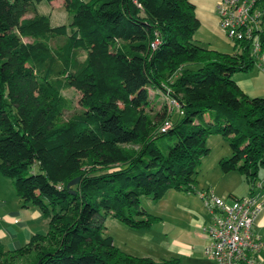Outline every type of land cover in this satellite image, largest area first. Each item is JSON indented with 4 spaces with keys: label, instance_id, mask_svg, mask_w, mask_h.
<instances>
[{
    "label": "trees",
    "instance_id": "1",
    "mask_svg": "<svg viewBox=\"0 0 264 264\" xmlns=\"http://www.w3.org/2000/svg\"><path fill=\"white\" fill-rule=\"evenodd\" d=\"M33 1L0 0V175L47 230L16 249L0 242V264H177L121 251L103 220L148 229L158 217L140 196L195 193L208 135L229 147L222 172L240 174L246 194L263 189L264 97L232 78L253 66L248 43L235 41L232 53L201 45L189 0H63L70 20L55 26L24 17ZM67 88L80 109L62 119ZM157 94L181 111L164 131L150 113Z\"/></svg>",
    "mask_w": 264,
    "mask_h": 264
},
{
    "label": "rangeland",
    "instance_id": "2",
    "mask_svg": "<svg viewBox=\"0 0 264 264\" xmlns=\"http://www.w3.org/2000/svg\"><path fill=\"white\" fill-rule=\"evenodd\" d=\"M35 13L48 16L51 26L66 25L70 20V14L64 8L63 0H54L52 2L45 0L33 1L25 12L24 17H31ZM223 35L228 44H230L231 40L224 33ZM194 37H196V34ZM64 39L65 35L57 36L50 44L54 47L61 44ZM23 40L26 41L27 39ZM223 51L233 52L228 45ZM61 94L71 102L70 109L64 110L61 115L62 119H65L72 112L80 109L77 102L79 94L72 88L63 90ZM153 94L154 92L152 91L150 96ZM166 102L167 100L161 94H157L156 100H151L150 113L155 120L164 121L168 119L170 123H174L181 118V115L174 105ZM167 106H170L171 110L167 111ZM205 144L209 151L207 155L201 157L195 169V193L186 194L178 190L168 189L157 200H152L150 196H140V206L149 214L158 217L148 229H140L137 232L114 218L108 216L104 218V233L113 238V244L116 247L125 253L135 256H142L148 252L147 254L151 255L153 260L175 257L178 258L177 264H214L203 254L201 249L195 247L201 246V242L204 239L201 236H204V234L201 232L199 225L194 224L192 216L196 215L198 218L203 216L205 220L209 217V211L204 206L198 192L211 190L215 195L220 194L222 199L230 202L232 196L246 193L247 183L237 172L225 173L219 169L217 164L219 158L226 157L230 153L224 138L219 135H208ZM28 171L30 173L37 170L33 165ZM4 180L7 182L8 188L13 190L11 180L6 177ZM140 233H142V237L139 236ZM171 241L175 243L176 249L174 248L172 253L171 251L170 253L164 252L163 249Z\"/></svg>",
    "mask_w": 264,
    "mask_h": 264
},
{
    "label": "built area",
    "instance_id": "3",
    "mask_svg": "<svg viewBox=\"0 0 264 264\" xmlns=\"http://www.w3.org/2000/svg\"><path fill=\"white\" fill-rule=\"evenodd\" d=\"M218 26L234 44L248 43L254 64L264 70V0H217L215 4ZM157 43H150L153 48ZM167 99V98H166ZM174 105L176 102L167 99ZM170 122L164 120L160 131ZM204 206L210 211L209 222L202 227L207 237L203 254L215 264H262L261 241L252 232L255 218L264 206V190L256 183L254 191L230 202L217 197L211 190L198 192Z\"/></svg>",
    "mask_w": 264,
    "mask_h": 264
},
{
    "label": "crops",
    "instance_id": "4",
    "mask_svg": "<svg viewBox=\"0 0 264 264\" xmlns=\"http://www.w3.org/2000/svg\"><path fill=\"white\" fill-rule=\"evenodd\" d=\"M52 1L54 0H51L50 2ZM189 1L194 6V14L199 22V26L193 35L194 37L196 34L194 39L209 49L226 52L223 50L225 47L227 48L228 45L234 51V44L232 42L228 44L218 26L217 16L215 14L214 8L217 0ZM232 78L236 82L239 89L249 97H264V70L254 63L253 66L245 72L233 73ZM148 92L150 95L152 90H148ZM166 109L167 111L171 110V107L167 106ZM4 178L5 176L0 175V242L6 249L12 250L25 244L32 234L45 233L47 230V219L41 215L35 206L30 204L23 205L22 201L15 195L14 189L10 190L8 188L7 182L4 180ZM185 193L188 194L191 192ZM245 194L232 196V198L241 197ZM216 195L220 198L222 197L220 194ZM208 214L209 217L206 220L203 216L199 218L196 217V215L192 216L194 224L197 226L199 225L201 232L204 234V236H201L204 237L201 242V246H195L201 250L207 241V237L203 232L202 227L210 220V211ZM136 231L138 232L140 229ZM252 232L257 235L261 241L260 257L262 264H264V206L253 222ZM139 236L142 237V233H140ZM112 241L114 242L113 238ZM174 248L176 249V245L171 241V243L163 250L164 252L170 253L171 251L172 253ZM147 253L142 256H148L152 258L151 255ZM209 260L215 264L213 260Z\"/></svg>",
    "mask_w": 264,
    "mask_h": 264
},
{
    "label": "water",
    "instance_id": "5",
    "mask_svg": "<svg viewBox=\"0 0 264 264\" xmlns=\"http://www.w3.org/2000/svg\"><path fill=\"white\" fill-rule=\"evenodd\" d=\"M76 182V178L75 179H71L66 183V186H71L72 184H74Z\"/></svg>",
    "mask_w": 264,
    "mask_h": 264
}]
</instances>
